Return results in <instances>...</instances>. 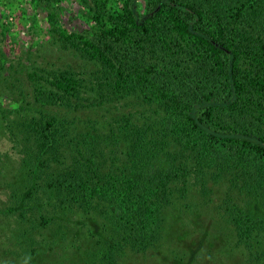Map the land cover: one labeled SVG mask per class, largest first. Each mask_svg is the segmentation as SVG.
<instances>
[{
  "label": "trees",
  "instance_id": "trees-1",
  "mask_svg": "<svg viewBox=\"0 0 264 264\" xmlns=\"http://www.w3.org/2000/svg\"><path fill=\"white\" fill-rule=\"evenodd\" d=\"M61 1L26 0L70 64L0 57V93L24 98L29 79L32 100L0 98L20 158L12 181L0 168V264H128L165 232L264 264V0H78L81 29L57 19ZM201 216L231 235L200 239Z\"/></svg>",
  "mask_w": 264,
  "mask_h": 264
},
{
  "label": "rangeland",
  "instance_id": "rangeland-1",
  "mask_svg": "<svg viewBox=\"0 0 264 264\" xmlns=\"http://www.w3.org/2000/svg\"><path fill=\"white\" fill-rule=\"evenodd\" d=\"M57 5V7H59L61 10L53 11L55 14H58L57 19L67 27L73 29H81L82 22L79 18L80 7L78 0H62L61 2H58ZM22 9L25 10L23 16H25L26 18H33L35 23L31 22V20L28 21L26 18H23L21 12ZM0 22L8 25L10 29L9 35L12 36V38H15L14 45H16V49H14L13 52H10L7 44L8 41L1 40L0 57L4 53L9 55V57L11 58L12 56H21L22 59H25L30 56V58L39 61V66H43L44 68H47L46 66L48 65H54V67H62L70 64L73 61V58L70 54H66L62 51L57 52L55 48H46L45 45H47L48 41H50V24L47 20L46 14L41 9L29 5L26 0H0ZM29 22L34 28L33 31H29ZM31 32L33 34H31ZM5 57L6 58H4L3 61H6L8 64L9 58L7 56ZM75 61L76 64H78L79 60L76 59ZM25 80L26 84L24 85V98H21L17 92H15L16 94L14 96H9L8 91H5L2 94L0 93L2 102L1 104L3 107L10 110L15 109L16 107H18L17 103L19 102V99L24 101L23 105H28V103L32 102L29 94V91L31 90L29 86V79ZM103 109L104 107H101L99 109L98 107H96L94 108V112L97 111L96 113L101 114L102 112L99 111H102ZM90 113H93V111L84 112L80 117L84 118L85 116H91ZM1 132L2 130L0 131V168L4 169L1 166H9L5 167V173L6 176H8L7 179L9 178L8 181H12L14 178L13 175L18 174L19 166L17 165L20 161V158L15 153V151L12 150L9 138H5L4 134H1ZM10 162L12 165L14 164L13 167L10 166ZM6 204L7 193H4V189H0V207L2 205L6 206ZM172 210H169L168 212L170 224L176 221V219L173 218L174 214L177 213V210ZM200 221H202V223H197L198 225H196L201 229V232H198V236L200 237V239H203V235H205L206 241L214 243L212 240L215 238V236H219V234L228 236L229 231L231 235V231L229 230V228L227 231L226 228L219 227L220 232L217 229L216 233L215 226L213 224L211 225V220L208 218V216H201ZM6 226V219L0 218V231L4 232ZM207 235L208 239L206 238ZM192 237L193 236L178 240L176 235H168V233L165 232L163 237L157 243V248L148 251V253H146V256L143 257L136 255L126 257L124 262H127L128 264H185L184 261H180L178 259V256L186 253L188 255L186 259H189V253L190 251H193V255L196 257V260H194L191 264H206L207 262L208 264H244V256L242 254V250L241 248L239 249L235 247L236 245L234 243L225 245V242H223L222 245L226 249L225 253L219 256L217 253H215V251H213L211 252L212 256H209L208 258V256L204 254L201 255L203 251L199 250L203 249V247L200 248L199 240H193ZM5 242L6 243L5 245H3V247L9 246V249L13 247L12 241L8 242L5 240ZM215 243L220 246V240H216ZM3 257L10 258L9 256ZM14 258L15 256L13 255V260Z\"/></svg>",
  "mask_w": 264,
  "mask_h": 264
}]
</instances>
